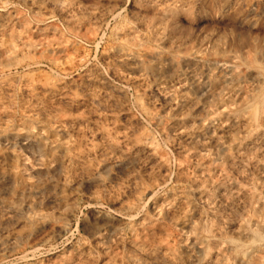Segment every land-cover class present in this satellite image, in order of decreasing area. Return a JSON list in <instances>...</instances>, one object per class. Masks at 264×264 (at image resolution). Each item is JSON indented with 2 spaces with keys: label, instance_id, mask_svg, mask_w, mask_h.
<instances>
[{
  "label": "clouds",
  "instance_id": "1",
  "mask_svg": "<svg viewBox=\"0 0 264 264\" xmlns=\"http://www.w3.org/2000/svg\"><path fill=\"white\" fill-rule=\"evenodd\" d=\"M0 264H264V0H0Z\"/></svg>",
  "mask_w": 264,
  "mask_h": 264
}]
</instances>
